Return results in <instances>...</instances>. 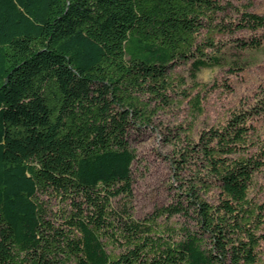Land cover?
Returning <instances> with one entry per match:
<instances>
[{
  "label": "trees",
  "instance_id": "trees-1",
  "mask_svg": "<svg viewBox=\"0 0 264 264\" xmlns=\"http://www.w3.org/2000/svg\"><path fill=\"white\" fill-rule=\"evenodd\" d=\"M225 11L222 0H0V264H264V204L249 198L264 149L243 150L262 109L188 136L174 201L132 212V141L175 102L176 68L195 79L218 65L206 51L228 31ZM240 25L259 30L264 16Z\"/></svg>",
  "mask_w": 264,
  "mask_h": 264
},
{
  "label": "rangeland",
  "instance_id": "rangeland-1",
  "mask_svg": "<svg viewBox=\"0 0 264 264\" xmlns=\"http://www.w3.org/2000/svg\"><path fill=\"white\" fill-rule=\"evenodd\" d=\"M222 5L226 11L220 19L228 31L214 35L216 48L206 51L208 56L219 58L218 65L201 69L195 79L188 66L176 68L172 73L175 102L161 108L153 127L132 141L136 159L131 168V205L137 220L174 201L179 185L175 175L178 151H184L188 136L197 141L201 132L224 127L233 114L264 110V28L252 31L240 25L245 12L264 16V0H222ZM195 99L199 100V110L192 103ZM249 125L253 129L243 150L253 156L264 149L263 115L253 113L245 123ZM216 195L214 190L207 196L212 204ZM249 198L264 204V168L254 175ZM259 233L263 239L258 254L263 260L264 219Z\"/></svg>",
  "mask_w": 264,
  "mask_h": 264
}]
</instances>
